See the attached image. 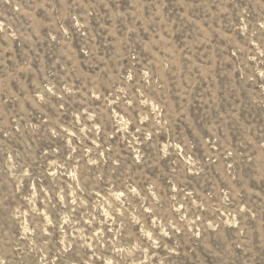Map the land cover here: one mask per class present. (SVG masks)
<instances>
[{
	"label": "rangeland",
	"instance_id": "374dc122",
	"mask_svg": "<svg viewBox=\"0 0 264 264\" xmlns=\"http://www.w3.org/2000/svg\"><path fill=\"white\" fill-rule=\"evenodd\" d=\"M0 264H264V0H0Z\"/></svg>",
	"mask_w": 264,
	"mask_h": 264
}]
</instances>
